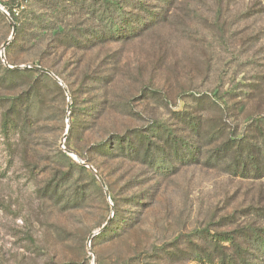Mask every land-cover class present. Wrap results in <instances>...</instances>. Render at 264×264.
Instances as JSON below:
<instances>
[{
    "label": "rangeland",
    "instance_id": "374dc122",
    "mask_svg": "<svg viewBox=\"0 0 264 264\" xmlns=\"http://www.w3.org/2000/svg\"><path fill=\"white\" fill-rule=\"evenodd\" d=\"M65 1L0 0V264H264V0H118L145 17L120 40ZM119 136L132 154L96 147Z\"/></svg>",
    "mask_w": 264,
    "mask_h": 264
},
{
    "label": "trees",
    "instance_id": "16d2710c",
    "mask_svg": "<svg viewBox=\"0 0 264 264\" xmlns=\"http://www.w3.org/2000/svg\"><path fill=\"white\" fill-rule=\"evenodd\" d=\"M127 2V1H126ZM138 1L135 0V3H137ZM58 3V2H57ZM139 4H142V3H139ZM92 5L94 6V8L92 9L93 12L92 14H94V16H97L96 18H98L99 20L101 21H104L105 24H107V27H108V30L104 31L107 35V37L105 35H103L102 37H105V38H110L111 40H120V39H126V38H129L131 37V35H134L136 32H137V29H140L144 22H145V17L144 16H141V22H140V26L139 27H136L134 25V23L132 22H137L138 19H140V17L137 15H134L131 11H125L124 14L122 13L123 9L125 6H127V3H122V1H118V0H98V1H93L92 0ZM143 8H144V5H143ZM142 10H145L148 12L147 9H142ZM69 11L68 8H66V1L63 0V2H60V4L58 3L55 8H54V12L55 14H57V16L59 15H63V16H67L68 17V14L67 12ZM131 16V17H130ZM117 17H121L119 19H121V23H123V25L127 28V29H124L123 27H121L118 23H117ZM133 18V19H131ZM109 24V25H108ZM98 28V27H97ZM95 32H98V31H95ZM67 37H70L72 38V35H69L67 34L66 35ZM109 36V37H108ZM75 38V36H74ZM10 62V60H9ZM43 66V65H41ZM43 67H46V66H43ZM48 69H50L51 71H53L59 78H61L60 74L57 73L55 70H53L52 68L50 67H46ZM8 72H17L18 70H12V69H7ZM29 71H33V72H37L39 73L40 75L44 76L45 78H47L48 81H51L53 84H55V86H57V88H61L60 85H59V82L56 81L51 75H49L47 72H44V71H41V70H38V69H34V68H30ZM29 92L30 93H33L35 92H38V86L37 84H32L31 87H29ZM72 100H73V103L75 105V102H76V98L75 96L72 95ZM102 102V101H100ZM4 125L6 127H8V124H5ZM73 132V126L71 127V130L70 132ZM150 136H143L144 139L146 140H149L150 141ZM179 137L175 136V134L173 133H169V135L166 136V138L164 139V145L163 146H158V149L160 150V154L158 156V158H160V161L158 160H155V162L157 163V169L161 170V172H164V173H168L170 170H169V166L166 165V163L168 162L169 160V156H170V153L167 151L168 148H170V146H172L174 144V146H177L179 143L177 142L176 139H178ZM132 137H122V136H119L117 137L116 141L112 143V141H109V143H106V144H102V143H99L96 145V147L99 149V151H102V152H105V153H112V150H120L121 152H123L122 154H132V152L135 151V146H134V141L131 140ZM117 145V146H115ZM67 147L69 148L70 151H73L74 153L78 151L73 147V143H71V141L67 144ZM188 148H189V153H191V156H194V152L190 149L189 147V144H188ZM150 153V160H147V159H144L146 163L150 164L152 163L153 165V162H154V157H153V151L151 152V150H149ZM75 165H77V167L81 170H85V171H88L87 167L85 165H79L78 163L75 162ZM258 170V169H257ZM93 176V175H92ZM93 179L95 181L96 178L93 176ZM110 196H111V199L114 203V206H117V200L115 199V197H113V195H111V193H109ZM119 216V213H117V210L115 211V214L114 216L112 217L111 219V222L109 223L108 227H106L103 231L107 232L108 230H113L115 229L116 227H118L119 225H116L118 224L116 221H117V217ZM121 223H126L124 221V219L121 221ZM114 224L116 225V227H113ZM127 225V223H126ZM131 227V225H127L126 227L124 228H129ZM101 231L100 233L98 234H104L105 232ZM256 237H255V240H259L260 243H262L263 245V248H264V240L262 239V237L259 235V234H255ZM213 238V241H219L220 238L219 237H215L214 235L212 236ZM227 240H229L230 242H234L233 239H230V237H226ZM242 256V255H241ZM199 259L201 260H206L207 262L209 263H212L213 262V257L211 254H206L204 255V257H199ZM245 260V259H244ZM242 261L240 262V264H251L249 261ZM224 264H237L235 261L232 260V258H230L228 261L226 259H223L221 260Z\"/></svg>",
    "mask_w": 264,
    "mask_h": 264
},
{
    "label": "water",
    "instance_id": "95a60500",
    "mask_svg": "<svg viewBox=\"0 0 264 264\" xmlns=\"http://www.w3.org/2000/svg\"><path fill=\"white\" fill-rule=\"evenodd\" d=\"M0 11H2V12L6 15V17H7L8 20L10 21V23L13 25V31H12L11 37H10V38H9L4 44H3L2 49H1V57L4 59V58H5V55H4L5 47H6L7 44H9V42H10L11 39L13 38V36H14V34H15V31H16V26H15V24H14V20H13L12 16L10 15V13H9V12H8L3 6H1V5H0ZM4 63H5L6 66H8V67H10V68H15V67L9 65L8 62H7L5 59H4ZM31 66H32V67H36V68H38V69L41 70V71L47 72L49 75H51L56 81H58V82L64 87V89H65L66 92H68V88L66 87V85L64 84V82H63V81H62V80H61V79H60V78H59V77H58L53 71H51V70L48 69V68H45V67L39 66V65H33V64H31ZM69 110H70V103L68 104V111H69ZM68 132H69V127L67 128V132L65 133V137L63 138V142L65 141V138H66ZM67 151L70 152V153H72V154L74 155L75 159L78 160L79 162H81L83 165H86V166L90 167L91 171H92V172L98 177L99 181L101 182V184H102V186H103V188H104V190H105V193H106L107 197L109 198V197H110V196H109V190L107 189V187H106V183H105L104 179L101 177V175L98 173V171H97L94 167L88 165L86 162H84L82 159H80V158L78 157V155L75 154L74 152H72V151H70V150H67ZM107 223H108V221L104 224V226H103L100 230H98L97 232L92 233V234L89 236V240H88V242H90L91 239H92V238H93L98 232H100L101 230H103V229L105 228V226L107 225Z\"/></svg>",
    "mask_w": 264,
    "mask_h": 264
}]
</instances>
